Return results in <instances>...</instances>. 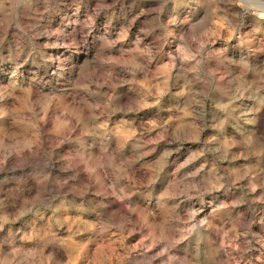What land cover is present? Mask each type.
<instances>
[{"label":"clouds","instance_id":"clouds-1","mask_svg":"<svg viewBox=\"0 0 264 264\" xmlns=\"http://www.w3.org/2000/svg\"><path fill=\"white\" fill-rule=\"evenodd\" d=\"M0 264H264V0H0Z\"/></svg>","mask_w":264,"mask_h":264}]
</instances>
